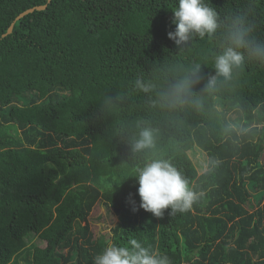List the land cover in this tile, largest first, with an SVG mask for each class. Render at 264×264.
<instances>
[{
    "label": "trees",
    "instance_id": "1",
    "mask_svg": "<svg viewBox=\"0 0 264 264\" xmlns=\"http://www.w3.org/2000/svg\"><path fill=\"white\" fill-rule=\"evenodd\" d=\"M205 2L217 31L176 46L178 0H0V264H93L133 239L171 264H264V61L241 49L231 79L207 88L237 18L264 44V0ZM188 76L173 106L166 94ZM146 127L153 146L134 154ZM195 146L207 155L201 173ZM161 158L201 194L190 210L139 207L134 168ZM99 199L120 218L110 243L87 221Z\"/></svg>",
    "mask_w": 264,
    "mask_h": 264
},
{
    "label": "clouds",
    "instance_id": "2",
    "mask_svg": "<svg viewBox=\"0 0 264 264\" xmlns=\"http://www.w3.org/2000/svg\"><path fill=\"white\" fill-rule=\"evenodd\" d=\"M174 32H169V39L176 46L187 43L194 35L201 38L217 31V13L208 6L205 0H178L174 11ZM223 52L215 58L216 74L208 79L207 88L214 89L217 77L231 79L235 68L244 60L241 49L246 50L249 58L264 61V44L257 43L249 35V29L239 18L227 33ZM201 66L195 65L191 74L200 72ZM139 84V81L137 82ZM194 81L191 76L185 77L172 86L166 94L173 106L182 104L190 93ZM144 91L148 87L140 85ZM153 146V130L142 129L133 138L131 151L143 153ZM134 177L138 179V194L141 198L140 208L151 212L156 217H163L164 210L170 209V215L190 210L201 194L195 192L189 181L166 159H152L142 166L134 168ZM137 209L133 207V211ZM93 264H171L167 255L159 254L133 239L129 246L110 243L93 259Z\"/></svg>",
    "mask_w": 264,
    "mask_h": 264
},
{
    "label": "rangeland",
    "instance_id": "3",
    "mask_svg": "<svg viewBox=\"0 0 264 264\" xmlns=\"http://www.w3.org/2000/svg\"><path fill=\"white\" fill-rule=\"evenodd\" d=\"M226 115L229 118V120L234 119L238 116V113L236 110H228L226 111ZM260 125L262 123H259ZM188 155L192 159V162L194 163L198 173H201L208 167V160L207 155L204 150L199 148L198 146H195L188 150ZM259 161L261 164L264 165V151L260 154ZM250 196L248 198V203H246V206L249 209H253L257 206V195L256 192L258 189L250 188ZM259 194V193H258ZM264 195V194H262ZM262 201V200H261ZM87 221L89 223L90 229L92 231L93 239H103L110 243V237H111V229L114 225H116L120 218L119 216L113 211L112 207L104 202L102 199H99L94 206H92L91 211L89 212L87 216ZM28 242L33 243H39V236H32L29 235L27 237Z\"/></svg>",
    "mask_w": 264,
    "mask_h": 264
},
{
    "label": "water",
    "instance_id": "4",
    "mask_svg": "<svg viewBox=\"0 0 264 264\" xmlns=\"http://www.w3.org/2000/svg\"><path fill=\"white\" fill-rule=\"evenodd\" d=\"M50 1V0H47V2ZM46 4H41V5H35V6H32V7H29V8H26L25 10L21 11L15 18L14 20L9 24L7 30L2 34V36H5L7 35L8 33H10L12 31V28H13V25H14V22L21 18L22 16H24L25 14L29 13V12H32L33 10L37 9V10H40V9H43L45 8Z\"/></svg>",
    "mask_w": 264,
    "mask_h": 264
}]
</instances>
